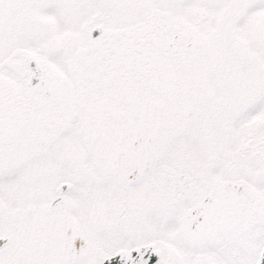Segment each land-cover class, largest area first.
Returning <instances> with one entry per match:
<instances>
[{
	"label": "snow or ice",
	"instance_id": "6c2138e0",
	"mask_svg": "<svg viewBox=\"0 0 264 264\" xmlns=\"http://www.w3.org/2000/svg\"><path fill=\"white\" fill-rule=\"evenodd\" d=\"M0 264H264V0H0Z\"/></svg>",
	"mask_w": 264,
	"mask_h": 264
}]
</instances>
